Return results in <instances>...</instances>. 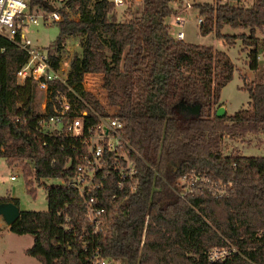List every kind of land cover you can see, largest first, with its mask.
I'll use <instances>...</instances> for the list:
<instances>
[{"label":"trees","instance_id":"obj_1","mask_svg":"<svg viewBox=\"0 0 264 264\" xmlns=\"http://www.w3.org/2000/svg\"><path fill=\"white\" fill-rule=\"evenodd\" d=\"M141 2V12L124 21L116 19L107 0H70L60 10L58 34L43 47L50 65L59 69L68 37H82L81 54L72 56L66 74L73 91L49 83L44 112L35 107L38 82L17 77L27 53L0 36V157L21 165L29 193L34 194V183L42 184L47 201L46 210H21L9 231L33 237L25 253L40 264H93L94 256L109 264H264V155L222 151L225 136L264 130V78L243 83L248 107L216 116L234 63L225 51L170 33L165 19L178 11L172 0ZM197 6L199 33L214 32L229 47L239 39L249 48V68L258 70L264 0H207ZM225 25L246 31L225 34ZM86 73L107 77L124 139L137 153L140 179L129 194L116 188V174L102 173L106 179L93 191L104 209L99 228L87 223L76 189L40 182L73 174L79 163L71 139L36 127L52 113L56 89L67 93L73 110L88 108L87 123L96 121L92 111L108 115L83 89ZM189 106H198V113L183 110ZM190 172L208 177L210 184L181 196L177 180ZM214 186L224 194L215 196ZM2 202L18 205L9 195L0 197ZM222 247L230 253L210 260L209 251Z\"/></svg>","mask_w":264,"mask_h":264},{"label":"built area","instance_id":"obj_2","mask_svg":"<svg viewBox=\"0 0 264 264\" xmlns=\"http://www.w3.org/2000/svg\"><path fill=\"white\" fill-rule=\"evenodd\" d=\"M70 0H0V36L18 45L23 49L28 59L26 63L17 71V77L23 80L30 77L38 82V86L48 92V84L59 82L66 87V90L73 91L72 86L67 83L66 74L62 75L60 69H53L46 50L33 45L32 41L26 37V29L40 24L52 25L61 20V9H67ZM112 3V14L117 19V10L126 9L130 6V0H107ZM183 8H191L189 0H182ZM185 19L176 15L174 23L180 26L174 36L183 39L182 29ZM198 24L202 18L198 17ZM18 33L20 38L17 37ZM264 37V28L261 31ZM258 58V57H257ZM87 75L84 74L82 80L83 89L90 93L86 87ZM102 105L107 116H101L92 111L96 121L87 123L85 118L88 115V108L82 107L73 110V102L67 93L56 89L51 100L52 113L41 118L37 122V128L41 133L51 136H61L72 140V146L77 153L79 163L75 166L73 174L65 177H55V184L66 185L77 190L79 196L86 205L87 223L90 226L99 228V217L104 209L99 205V200L93 191L101 188L104 172L116 174L114 184L118 190H125L127 193H134L139 185L140 179L134 157L137 155L132 146L124 139L123 123L117 116L118 109L114 105L113 113L108 112L104 107V102L93 93ZM112 95V92H111ZM93 96V95H92ZM108 96V95H107ZM48 101L42 104L44 112ZM116 107V109H115ZM71 166V159L66 167ZM10 180H16L11 175ZM183 187H177V192L181 196L187 193L193 194L210 184L206 176L190 172L183 178ZM178 181V180H177ZM177 184V183H176ZM212 185V184H211ZM179 186V185H177ZM215 196H222L224 190L213 187ZM116 196V195H114ZM230 250L226 247L213 248L209 251V259L214 261L224 258ZM93 264H109L108 260L94 256Z\"/></svg>","mask_w":264,"mask_h":264},{"label":"rangeland","instance_id":"obj_3","mask_svg":"<svg viewBox=\"0 0 264 264\" xmlns=\"http://www.w3.org/2000/svg\"><path fill=\"white\" fill-rule=\"evenodd\" d=\"M95 0H92V2ZM191 8H182L180 12L168 16L165 22L170 26V33L174 36L175 32L180 29L178 25L174 23L176 15L181 16L186 20L182 29L185 34V40L193 44L211 45L216 50L225 51L229 58L235 65V70L232 80L225 85L220 92V101L224 103L227 111V115L233 114L240 108L248 107V91L243 87V83L248 84L252 81H257L260 78H264V47L259 49L258 53V70L250 72L248 66V50L249 48L242 47L241 41L236 42V45L226 47V44L221 39H216L214 32L207 35H201L198 30V3H202L207 0H189ZM253 0H245L247 4ZM182 0H172L171 5L177 8V4ZM130 6L125 9L117 10V20L124 21L129 19L132 15L139 14L142 9L141 0H130ZM70 16L73 19H77L78 15L70 12ZM245 30L240 28H232L230 26H224L222 32L224 33H241ZM237 33V34H239ZM58 34V27L56 24L38 26L31 25L26 29V37L29 38L33 45L43 49L50 41H52ZM257 34L262 37L261 31H257ZM81 40L80 36H72L66 39L65 45L61 51L60 60V73L62 75L67 74L69 61L73 55L81 54ZM109 54V52L107 51ZM252 71V70H251ZM86 87L90 90V94L95 98L93 94H97V97L104 102V107L108 112L113 113V99L111 95V88L107 77L101 73H90L87 75ZM108 95V96H107ZM98 100V99H97ZM48 101V92L45 94L44 89L37 86V97L35 100V107L37 111L42 112V104ZM221 105L218 104L214 108H218ZM222 107V106H221ZM116 109V107H115ZM188 112V109H183ZM238 137L225 136L222 143V151L225 154H230L231 150L238 151L241 155L245 156H262L264 155V130L257 133H247ZM22 167L18 164L9 165L4 158L0 157V196L9 195L17 197L18 206L20 210H46V191L42 184L34 183V194H31L26 189L25 179L22 175ZM16 177L15 181L10 180V176ZM46 185H53L57 183L54 178L41 179ZM182 179H178L177 185L180 190L183 189L181 184ZM8 193V194H7ZM0 216V264H40L38 260L27 255L25 249L31 245V235H19L9 230H5L4 220ZM4 226V227H3Z\"/></svg>","mask_w":264,"mask_h":264},{"label":"water","instance_id":"obj_4","mask_svg":"<svg viewBox=\"0 0 264 264\" xmlns=\"http://www.w3.org/2000/svg\"><path fill=\"white\" fill-rule=\"evenodd\" d=\"M189 112L198 113L199 107H187ZM216 116L222 117L225 115V109L223 107H218L216 109ZM20 208L13 202H2L0 203V216L3 218L5 223L10 226L20 215Z\"/></svg>","mask_w":264,"mask_h":264},{"label":"crops","instance_id":"obj_5","mask_svg":"<svg viewBox=\"0 0 264 264\" xmlns=\"http://www.w3.org/2000/svg\"><path fill=\"white\" fill-rule=\"evenodd\" d=\"M178 6H177V9H178V11L177 12H180V10L183 8V6H182V3H178L177 4ZM199 17V16H198ZM186 22V21H185ZM225 26H227V25H225ZM224 27V26H223ZM180 28V27H179ZM179 30V29H178ZM177 30V31H178ZM243 30V29H242ZM224 33V32H223ZM237 33H239V32H237ZM237 33H233V34H237ZM225 34H230V33H225ZM182 40H184V41H186L185 40V34H184V37H183V39ZM238 41H240L239 39H237L236 41H235V43L236 42H238ZM186 42H188V41H186ZM223 42V41H222ZM188 43H191V42H188ZM236 45V44H235ZM226 47H229L228 45H226ZM250 72H253V70L251 71V69L249 70ZM249 96V95H248ZM247 101H249V98H248V100ZM224 109H226V107H225V105H224V103H222L221 101H220V103H219ZM216 109L217 108H215V111H216ZM189 111V110H188ZM225 114H227V111L225 110ZM238 138H243V137H238ZM11 181H15V180H11ZM8 194V193H7ZM2 196H6V195H2ZM2 196H0V197H2ZM12 198H17V197H14V196H11ZM22 210V209H21ZM2 220H3V218H1ZM4 226H5V230H9V226L5 223V221H4ZM3 226V227H4ZM32 242H33V237H32V240H31V245H32ZM30 245V246H31ZM30 246H28L27 248H29ZM26 248V249H27ZM25 249V250H26Z\"/></svg>","mask_w":264,"mask_h":264}]
</instances>
